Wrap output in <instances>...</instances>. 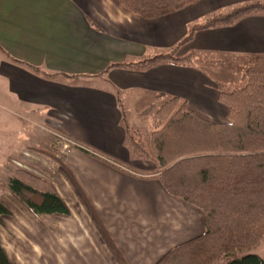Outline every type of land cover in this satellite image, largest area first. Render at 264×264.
<instances>
[{
  "label": "crops",
  "instance_id": "crops-1",
  "mask_svg": "<svg viewBox=\"0 0 264 264\" xmlns=\"http://www.w3.org/2000/svg\"><path fill=\"white\" fill-rule=\"evenodd\" d=\"M183 10L144 19L118 0H0V107L34 113L53 143L71 142L56 151L68 169L37 145L12 157L13 174L24 168L50 181L69 214L39 217L5 191L0 199L10 214L0 219V242L11 264H156L205 232L203 212L170 195L152 161L132 156L124 123L141 129L145 109L133 105L148 96L154 115L178 96L202 118L227 123L219 83L192 63L108 69L172 52L194 26L172 21ZM210 52L246 63L264 54V14L199 30L177 55Z\"/></svg>",
  "mask_w": 264,
  "mask_h": 264
},
{
  "label": "trees",
  "instance_id": "trees-1",
  "mask_svg": "<svg viewBox=\"0 0 264 264\" xmlns=\"http://www.w3.org/2000/svg\"><path fill=\"white\" fill-rule=\"evenodd\" d=\"M118 1L144 19H157L202 0ZM262 14L261 2L216 14L205 23L194 25L172 52L112 64L108 69L143 71L165 63L190 65L194 54L179 57L177 52L194 39L197 31L234 26L245 17ZM244 78L243 88L228 91L224 84L218 85V100L228 107L227 123L202 118L178 96L171 97L157 110L149 146L140 130L124 123L132 156L152 161L156 178L166 191L197 207L205 216L202 235L175 246L156 264H264V257L238 255L264 239V54L251 56ZM119 107L124 114L125 108ZM72 140L77 149L102 159L91 146ZM40 151L68 169L64 156L56 151ZM8 190L39 217L69 214L51 182L27 169L15 170ZM8 214L0 199V219ZM0 264H11L1 242Z\"/></svg>",
  "mask_w": 264,
  "mask_h": 264
},
{
  "label": "rangeland",
  "instance_id": "rangeland-1",
  "mask_svg": "<svg viewBox=\"0 0 264 264\" xmlns=\"http://www.w3.org/2000/svg\"><path fill=\"white\" fill-rule=\"evenodd\" d=\"M254 2L264 3V0H202L186 7L176 18H172V21L177 25L185 22L193 25L203 24L216 14L228 13L237 7ZM161 52L164 53L163 50ZM192 64L203 69L214 82L224 84L225 89L228 91L235 88H243L246 85L244 71L249 63H246L243 58L230 59L224 54L210 52L194 56ZM92 84L104 86V83L99 80H93ZM105 86L109 87L108 84ZM145 99L148 102L137 103L133 107L138 111L145 109V113L140 116L139 126L142 138L149 146L152 131L155 130V115L153 112L156 105L151 103L152 98L149 96ZM16 110L14 113H18L20 117L15 116L12 110L9 111L0 107V196L5 191H9L8 182L13 175L14 169L11 161L12 157H20L24 147L37 145L45 150L60 151L62 149L60 147L61 144H71L67 137H64L61 140L62 142L54 139L53 143L51 136L45 134L41 125L35 123V120L39 123L42 122L37 115L24 110ZM58 141L59 144L57 143ZM247 254L264 257V239L254 248L238 252L239 256Z\"/></svg>",
  "mask_w": 264,
  "mask_h": 264
}]
</instances>
